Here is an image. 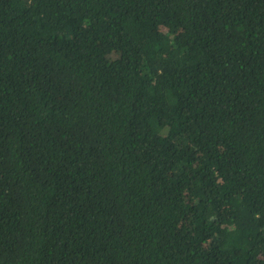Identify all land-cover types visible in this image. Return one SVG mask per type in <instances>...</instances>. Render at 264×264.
<instances>
[{
	"label": "trees",
	"instance_id": "trees-1",
	"mask_svg": "<svg viewBox=\"0 0 264 264\" xmlns=\"http://www.w3.org/2000/svg\"><path fill=\"white\" fill-rule=\"evenodd\" d=\"M0 264H264V0H0Z\"/></svg>",
	"mask_w": 264,
	"mask_h": 264
}]
</instances>
